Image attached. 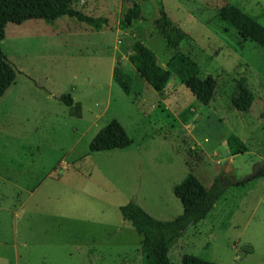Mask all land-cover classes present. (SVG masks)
<instances>
[{"label":"rangeland","instance_id":"rangeland-1","mask_svg":"<svg viewBox=\"0 0 264 264\" xmlns=\"http://www.w3.org/2000/svg\"><path fill=\"white\" fill-rule=\"evenodd\" d=\"M137 2L126 31L119 21L131 0H77L74 10L107 20L100 31L68 17L5 26L1 50L17 75L0 97V264H141V237L120 206L132 201L169 221L182 211L173 187L188 175L209 188L215 177L253 174L242 186L229 185L168 256L171 264L182 254L264 264V50L217 16L234 5L264 27V0ZM160 10L170 22L166 37L155 24ZM125 36L143 46L148 63L170 72L160 91L133 69L130 51L119 49ZM115 66L131 77L128 95L112 79ZM194 76H218L207 105L185 87ZM241 77L254 97L246 113L230 104ZM63 95L70 107L59 101ZM112 120L130 146L90 152ZM72 222L114 234H96V246H87L73 238Z\"/></svg>","mask_w":264,"mask_h":264},{"label":"trees","instance_id":"trees-1","mask_svg":"<svg viewBox=\"0 0 264 264\" xmlns=\"http://www.w3.org/2000/svg\"><path fill=\"white\" fill-rule=\"evenodd\" d=\"M76 2L77 0H0V97L14 83L17 75L14 67L1 50L5 26L7 24L20 25L28 20H56L61 17L73 18L94 31H100L106 25L105 18L89 17L74 10L72 6ZM139 9L137 0H131L130 6L119 21L120 30L126 31L130 27ZM160 16L155 24L163 37H166V27L170 26V22L166 19L163 10H160ZM217 16L218 19L234 29L242 40L251 41L264 50V27L256 17L242 12L234 5L220 8ZM175 31L178 40L184 37L178 29ZM119 49L130 51L128 62L154 92L160 91L170 80L171 74L168 70L147 62V52L135 38L123 37ZM217 77L194 76L185 83V87L199 102L207 105L211 102L216 90ZM112 79L124 94H129L130 76L121 74L115 66ZM253 99V94L247 88L244 78H239L236 81V91L230 97L232 109L246 113L250 109ZM59 101L67 107L72 104L69 95L60 96ZM130 144L125 130L116 120H112L94 136L89 144V151L107 152L125 149ZM239 146L240 149L244 148L242 143H239ZM253 178L233 181L229 180V177H225L224 180L215 177L211 186L205 188L196 177L188 175L181 183L173 187V195L180 201L182 211L180 215L169 221H160L151 217L132 201L120 206L118 210L122 219L129 222L136 234L141 237L138 250L141 264H171L168 256L169 250L184 235L187 228L195 226L207 218L229 185L242 186ZM180 264L215 263L193 255L182 254Z\"/></svg>","mask_w":264,"mask_h":264},{"label":"crops","instance_id":"crops-1","mask_svg":"<svg viewBox=\"0 0 264 264\" xmlns=\"http://www.w3.org/2000/svg\"><path fill=\"white\" fill-rule=\"evenodd\" d=\"M68 169H69V167H68ZM215 207H216V205H214L213 209H215ZM212 210H211V212H212ZM68 225H73V226H67V227L68 228H74L75 231L72 235H73V238L76 239V242L83 243L87 246H96V242L94 240V237L96 234H98V235L100 234L104 240H107L109 238V236L114 234L113 229L108 228L107 226H101V227H104V229H101L100 231L96 232L94 230L95 224L89 223V222H72ZM64 227H65V225H64ZM86 239H89V240L87 241ZM139 248H140V245H139ZM138 249H136V250H138Z\"/></svg>","mask_w":264,"mask_h":264},{"label":"water","instance_id":"water-1","mask_svg":"<svg viewBox=\"0 0 264 264\" xmlns=\"http://www.w3.org/2000/svg\"><path fill=\"white\" fill-rule=\"evenodd\" d=\"M259 166H260L261 168H263L262 165H259ZM260 172L264 174V169L260 170ZM252 176L255 177L256 174H253Z\"/></svg>","mask_w":264,"mask_h":264},{"label":"flooded vegetation","instance_id":"flooded-vegetation-1","mask_svg":"<svg viewBox=\"0 0 264 264\" xmlns=\"http://www.w3.org/2000/svg\"><path fill=\"white\" fill-rule=\"evenodd\" d=\"M260 166H258V168H259Z\"/></svg>","mask_w":264,"mask_h":264}]
</instances>
